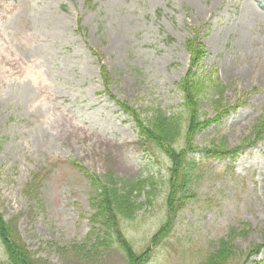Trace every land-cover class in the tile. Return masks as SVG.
I'll return each mask as SVG.
<instances>
[{"label": "rangeland", "instance_id": "obj_1", "mask_svg": "<svg viewBox=\"0 0 264 264\" xmlns=\"http://www.w3.org/2000/svg\"><path fill=\"white\" fill-rule=\"evenodd\" d=\"M190 27L204 45L199 71L219 76L229 106L241 102L194 142L236 147L264 120V0H0V212L37 264H126L115 245L96 244L99 226L90 238L91 189L73 162L99 177L158 181L150 203L141 196L144 206L122 220L137 251L164 221L169 160L143 153L115 99L143 118L156 107L180 111ZM209 98L199 106L212 117ZM202 156L191 154L196 163ZM191 183L193 196L147 264H195L230 228L245 232L234 248L263 242L264 138L233 161H204ZM254 262L264 264V249L245 264Z\"/></svg>", "mask_w": 264, "mask_h": 264}, {"label": "trees", "instance_id": "obj_2", "mask_svg": "<svg viewBox=\"0 0 264 264\" xmlns=\"http://www.w3.org/2000/svg\"><path fill=\"white\" fill-rule=\"evenodd\" d=\"M86 4L90 2L86 1ZM80 22L81 18H78V31L81 28ZM184 48L188 54V67L176 83V87L182 93L181 110L174 112L156 107L148 118H143L133 106L115 99L110 94V78L106 68L99 64L105 93L115 99L122 111L131 117L143 153L154 155L156 151H161L169 160L165 197L166 217L141 251L135 250L127 239L122 228V220L133 219L136 212L144 206L145 202H138L141 196H144L146 202L150 203L155 195L158 181L153 175L131 179L116 176L112 172L99 177L73 162V165L86 178L91 189L89 206L93 214L89 217L90 238L94 235L92 233L96 232V226H99L101 230L100 233H96V244L105 249L115 245L121 251L126 264H147L154 249L169 236L178 212L193 196L191 193L192 178L204 161L216 159L233 161L243 148L264 138V120L261 118L253 126L250 134L236 147H229L225 139H220L217 143L211 142L207 147H199L195 144L194 139L199 132L210 125L219 123L228 115L229 110L234 109L241 102L238 101L236 105L229 106L224 98L226 85L219 76L212 71H199L205 50L198 29L189 28ZM207 96L210 97L211 107L214 110L212 117L200 111L199 102ZM180 139L182 144L177 145ZM198 150L203 152L201 163H196L191 157V154ZM102 232L104 237H100ZM243 233L245 232L239 228L228 229L226 238L219 239L216 248L208 250L195 264H245L252 256L258 255L264 249V232L263 242L252 245L247 251L239 250L232 245V241ZM0 243L4 255L0 264H37L12 224L4 219L1 212ZM82 247L79 246V248ZM84 257H90V253L87 252ZM254 264L260 263L254 262Z\"/></svg>", "mask_w": 264, "mask_h": 264}]
</instances>
